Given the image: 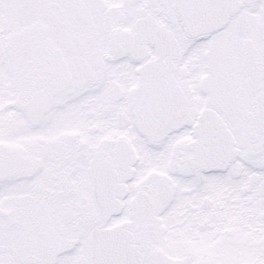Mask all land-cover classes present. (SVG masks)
<instances>
[{
	"label": "snow or ice",
	"instance_id": "obj_1",
	"mask_svg": "<svg viewBox=\"0 0 264 264\" xmlns=\"http://www.w3.org/2000/svg\"><path fill=\"white\" fill-rule=\"evenodd\" d=\"M0 264H264V0H0Z\"/></svg>",
	"mask_w": 264,
	"mask_h": 264
}]
</instances>
